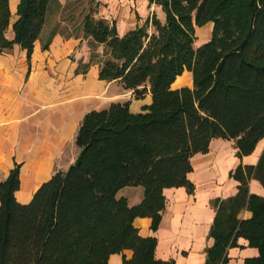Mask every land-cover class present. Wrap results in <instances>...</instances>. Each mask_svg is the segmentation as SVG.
I'll return each instance as SVG.
<instances>
[{
  "label": "trees",
  "instance_id": "1",
  "mask_svg": "<svg viewBox=\"0 0 264 264\" xmlns=\"http://www.w3.org/2000/svg\"><path fill=\"white\" fill-rule=\"evenodd\" d=\"M51 1L19 0L9 39L10 0H0V53L19 44L30 55ZM150 2L164 19L154 14L123 35L92 8L83 16L85 35L103 45L99 79L117 81L134 99L150 94L151 101L139 112L129 100L87 112L75 137L80 162L55 171L26 203L16 198L14 164L0 181V264H110L112 254H121L122 264H174L156 257L157 237L140 235L134 219L148 217L158 230L164 190L194 193L191 158L207 153L212 140L233 141L241 159L264 139V0ZM209 22L211 36L197 46L195 27ZM184 70L192 85L172 88ZM230 177L237 191L210 201L215 216L205 264H228L233 247L258 249V257L243 262L264 264V195L249 188L252 179L264 188V150ZM126 186L143 187L138 203L117 196ZM243 210L251 215L240 217Z\"/></svg>",
  "mask_w": 264,
  "mask_h": 264
},
{
  "label": "crops",
  "instance_id": "2",
  "mask_svg": "<svg viewBox=\"0 0 264 264\" xmlns=\"http://www.w3.org/2000/svg\"><path fill=\"white\" fill-rule=\"evenodd\" d=\"M18 1L9 2L11 20L6 31L9 39L13 38L12 24ZM83 1L93 9L95 17L113 23L120 35L144 24L154 14L161 20L165 17L161 7L150 0H52L30 55L19 44L0 53V181L15 163H19L20 187L16 198L22 203L28 202L55 171H65L74 162L79 155L75 137L87 112L127 100L130 109L139 112L142 105L151 101L150 94L143 99H134L132 92L117 81L99 79L103 45L92 43L91 37L83 31L82 19L86 13L81 14ZM207 24L210 29L213 27V23ZM46 42L48 47L44 49ZM191 82V72L184 70L172 83V88L191 86ZM226 142L216 138L208 153H198L191 158L193 171L188 177L195 184L194 193H187L184 187L164 190L167 203L158 230H151L148 217L134 219L133 224L140 235L157 237V258L172 259L174 264H205V248L212 242L208 233L215 216L210 201L234 194L238 182L230 178L227 184L230 191L218 196L221 183L213 177L201 182L198 174L215 173L226 152ZM260 142L252 154L234 160L232 169L239 163H256ZM126 187L121 188L117 196L126 197L130 205L138 203L143 196V187L139 186L142 191L134 189L132 197L123 193ZM249 188L251 192L264 195V188L256 180H250ZM248 215L247 210L240 213L242 218ZM241 241L244 239H239V243L246 245ZM254 250L257 249L230 248L228 264H244L243 259L254 256ZM124 253L127 257L132 254L131 250ZM109 262L122 264V255L112 254Z\"/></svg>",
  "mask_w": 264,
  "mask_h": 264
},
{
  "label": "rangeland",
  "instance_id": "3",
  "mask_svg": "<svg viewBox=\"0 0 264 264\" xmlns=\"http://www.w3.org/2000/svg\"><path fill=\"white\" fill-rule=\"evenodd\" d=\"M86 2L83 1L80 5V9L83 11L81 12V14H83L84 12H87L89 10V7L86 5ZM211 31L212 28L210 29L209 24H206L202 27H195V34H196V45L199 44L200 42L206 40L207 38H210L211 36ZM185 80V77L182 78V81ZM192 84V82H191ZM133 98V97H132ZM233 146H234V142L233 141H228L224 144V148H226V152L223 154V158H220L221 160L218 162V168L217 170H215V173L211 172L210 174H204L202 172V174H198V179L202 182H206L208 181L211 177H213L215 180H218L219 183H221V191H218L220 195H224L225 192H229L230 190H228L227 188V184L229 183L230 180V171L233 168V163L234 160H237V157L234 156L233 154ZM259 150H260V154L262 153V151L264 150V139L261 140L260 145H259ZM208 153V152H207ZM206 153H203L202 155H205ZM260 156V155H259ZM229 168V169H227ZM134 189H142L139 186H128L123 190V193L132 197L133 194H135L133 191ZM228 190V191H227ZM142 191V190H141ZM18 200V199H17ZM19 201V200H18ZM20 202V201H19ZM26 203V202H25Z\"/></svg>",
  "mask_w": 264,
  "mask_h": 264
},
{
  "label": "clouds",
  "instance_id": "4",
  "mask_svg": "<svg viewBox=\"0 0 264 264\" xmlns=\"http://www.w3.org/2000/svg\"><path fill=\"white\" fill-rule=\"evenodd\" d=\"M251 215V214H249ZM242 243H247L246 241H241ZM245 255H249L248 253H245ZM254 255H256L257 257L259 256V251L258 249L257 250H254Z\"/></svg>",
  "mask_w": 264,
  "mask_h": 264
},
{
  "label": "water",
  "instance_id": "5",
  "mask_svg": "<svg viewBox=\"0 0 264 264\" xmlns=\"http://www.w3.org/2000/svg\"><path fill=\"white\" fill-rule=\"evenodd\" d=\"M80 162V155H78L77 157H76V159L74 160V162H73V164H78Z\"/></svg>",
  "mask_w": 264,
  "mask_h": 264
}]
</instances>
